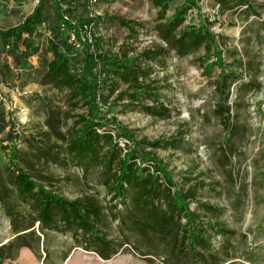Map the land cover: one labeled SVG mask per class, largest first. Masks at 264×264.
I'll use <instances>...</instances> for the list:
<instances>
[{"label": "rangeland", "instance_id": "rangeland-1", "mask_svg": "<svg viewBox=\"0 0 264 264\" xmlns=\"http://www.w3.org/2000/svg\"><path fill=\"white\" fill-rule=\"evenodd\" d=\"M19 1L0 4V29L21 24L39 3ZM196 1L198 8L191 9L176 30L168 23L185 0H170L167 12L150 0H99L73 14L75 20L101 18L96 25L87 24L81 37L89 44L96 41L102 54L125 50L135 58L145 50L153 53L139 62L145 71L140 81L148 87L145 98L130 101L122 95L127 89L123 82L114 93L105 89L99 113L108 120L100 133L112 134L113 141L102 140L95 153L70 151L81 127L78 122L87 116L86 105L31 75L41 58H52L46 25L33 38L41 51L27 65L17 69L11 57H0L1 66L7 62L15 75L23 74L22 81L0 84V255L17 256L18 251L2 249L20 235L16 229L21 224L26 225L23 230L34 226L35 233L40 232L39 198L21 196L16 186L11 159L18 151L17 168L70 200L94 201L102 214L96 226L107 245L82 232L45 230L46 264H264V0ZM46 8L52 18L53 5L47 3ZM121 19L131 21L137 34L119 26ZM202 24L216 37L227 65L225 76L217 67L206 70L217 58L211 55L204 64V46L181 53L175 43L186 27L194 33ZM222 79L223 93L218 94ZM225 101L230 125L219 113ZM123 129L137 141L165 142L145 151L163 163L174 188L167 192L163 175L157 173L160 193L150 205L138 202L135 184L127 187L125 205L104 185L135 146L118 138ZM10 131L17 137L12 141ZM141 164L152 173V163L137 160V166ZM181 191L193 197L190 209L198 222L191 228L173 212L174 193ZM156 213L157 218L151 217ZM163 215L175 223L163 222ZM55 225L64 229L59 215ZM189 228L196 245L181 241ZM25 243L35 245L32 238Z\"/></svg>", "mask_w": 264, "mask_h": 264}, {"label": "trees", "instance_id": "trees-1", "mask_svg": "<svg viewBox=\"0 0 264 264\" xmlns=\"http://www.w3.org/2000/svg\"><path fill=\"white\" fill-rule=\"evenodd\" d=\"M4 0H0L2 4ZM22 1V0H21ZM19 1V4L22 2ZM170 0H150L152 6L160 8L162 11L167 12V6ZM219 3H224L226 0H218ZM53 5V17L48 18L46 13V4ZM83 3V4H82ZM89 5L90 0H39L37 7L33 12L28 15L21 24L7 28L0 29V57H11L17 69L27 65V62L34 56H37L41 47L36 46L34 43V36L38 33V28L46 25V30L51 34L48 40L47 52L52 55L51 59L46 57L39 60V66L35 70L32 69L31 75L39 77L45 81L54 83L58 89L68 91L75 98L79 99L87 107V116L81 117V127L78 129V137L71 142L70 151L76 152L79 155L86 153H95L96 146L102 140L113 141V135L106 133L102 135L101 129H105L103 117L99 113L100 101L103 100L105 89H111L114 93L119 83L127 85V89L122 95H126L132 102H139L140 99L145 98L148 94V87L143 84L140 79L145 76V71L140 65L141 59H151L153 53L145 50L143 54L131 58L128 53L123 50L117 54L100 53L98 49L100 45L85 42L81 34L83 28L87 24L96 25L101 18H88L87 20H75L73 14L82 5ZM1 7V5H0ZM249 7V6H248ZM198 3L196 0H185L184 5L177 9L175 15L169 20L168 27L172 30L180 29L186 22L187 14L191 9H197ZM192 20L190 21L191 26ZM119 26L127 28L132 35H136V29L133 27L131 21L121 19ZM73 36L75 39L73 40ZM187 42L186 38L190 37ZM177 43L178 49L181 53H187L192 49H199L205 47L206 54L204 61L206 64L211 59V55L217 58L216 62L206 65V70L211 72L214 68L221 69V74L225 76L227 65L222 52L216 46V37L211 30L202 24L200 28H195L194 33L190 27H186L181 33ZM5 59V60H6ZM77 61L80 62L81 68H77ZM23 74L15 75L12 67L6 63L0 65V84H10L9 81H22ZM38 80V79H36ZM223 79L217 87L218 94L223 93ZM219 113L225 119V123L230 125V108L227 102L219 104ZM0 121L2 119L0 118ZM113 122L115 120H112ZM5 131V126L1 128ZM10 131V141L17 137ZM126 138L135 144L134 148L127 151L123 158L120 159L117 170L110 175L105 186L109 193L113 194L115 201H120L121 205H125L128 199L127 187L135 184L139 190V200L142 202V207L150 205V202L158 198L160 193L157 187L160 178L157 173L163 175V181L167 192L174 188L172 177L168 174L163 163L159 159H155L151 152L145 151L147 148L156 149L165 144L164 141L156 140L154 142L148 141L146 138L137 141L132 133L127 129L121 130L118 138ZM117 144V143H116ZM19 152L15 151L11 159L12 170L17 174L16 186L19 194L23 197L37 196L39 202V213L37 224L40 231L43 233L45 230H55L57 232H82L95 238L104 245V239L100 236L97 229V223L101 220V210L97 207L94 201L89 199L70 200L61 194H57L54 190L48 188L31 178L29 173L17 168ZM144 163H152V173L142 167L137 166V160ZM113 161L110 162V168ZM148 172L149 176L144 173ZM193 197L189 196L184 191L175 192L172 201L173 212L176 213L178 218H183L188 227L195 225L198 222V216L191 211L190 203ZM144 203V204H143ZM152 204V203H151ZM155 211V205H151ZM59 215V222L63 225L64 229L56 228L55 218ZM151 217L157 218V213L152 214ZM163 222L174 224L173 217H166L163 215ZM159 222L156 224L158 225ZM160 229L165 230L163 224ZM158 225V226H159ZM25 224H21L16 230L20 234L15 240L11 241L9 246H4L2 250H15L20 251L23 247H29L33 253L40 258V251L42 246V239L35 231H29L34 226L23 230ZM187 229L182 236L183 243L191 242L196 245L194 235L188 236ZM27 238L34 239V244H26ZM189 239V240H188ZM202 240V236L199 235ZM16 255H0L1 261L14 259ZM1 263V264H2Z\"/></svg>", "mask_w": 264, "mask_h": 264}, {"label": "crops", "instance_id": "crops-1", "mask_svg": "<svg viewBox=\"0 0 264 264\" xmlns=\"http://www.w3.org/2000/svg\"><path fill=\"white\" fill-rule=\"evenodd\" d=\"M38 225V224H37ZM30 231H36V229H32L29 230L27 232ZM44 233V231H43ZM43 233L40 231L38 233H36L39 237H41L42 239V255L40 254V258H37V256L33 253V251L29 248V247H23L22 249H20L19 253L17 254V256L14 259L11 260H7L6 263H11V264H46V260H45V244H44V235ZM70 255V254H69ZM72 257V255L70 256Z\"/></svg>", "mask_w": 264, "mask_h": 264}, {"label": "built area", "instance_id": "built-area-1", "mask_svg": "<svg viewBox=\"0 0 264 264\" xmlns=\"http://www.w3.org/2000/svg\"><path fill=\"white\" fill-rule=\"evenodd\" d=\"M99 2V0H90V4H97ZM75 39V37L73 36V40Z\"/></svg>", "mask_w": 264, "mask_h": 264}]
</instances>
